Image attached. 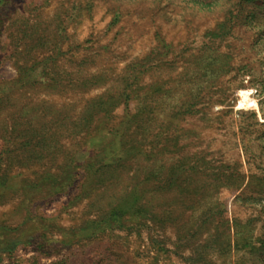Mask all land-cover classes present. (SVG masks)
I'll return each instance as SVG.
<instances>
[{
	"label": "rangeland",
	"instance_id": "rangeland-1",
	"mask_svg": "<svg viewBox=\"0 0 264 264\" xmlns=\"http://www.w3.org/2000/svg\"><path fill=\"white\" fill-rule=\"evenodd\" d=\"M67 53L69 208L18 79ZM3 76L0 264H264V0H0Z\"/></svg>",
	"mask_w": 264,
	"mask_h": 264
},
{
	"label": "crops",
	"instance_id": "crops-1",
	"mask_svg": "<svg viewBox=\"0 0 264 264\" xmlns=\"http://www.w3.org/2000/svg\"><path fill=\"white\" fill-rule=\"evenodd\" d=\"M70 61V62H69ZM51 62H53L51 65H49L46 62H42L39 65L36 64L34 67V73L31 72V74H20L19 75V86L20 90H22L23 86L26 88H30L32 84L38 87L36 90L37 94H41L42 97L36 98V99H30L28 97L27 101L22 104V106L25 108V111L27 112H38L42 113L40 115H35L33 117H26L28 119L29 123H36L40 125L37 126V129L35 131L36 136L38 138H35L36 145H39L40 148H42V152L40 155H42V159L44 160L46 156H50L48 160V163H52L54 166V163L51 160V157L57 154H62L63 161L58 164V169L56 167L52 168L49 167L46 169V171H43L49 178L51 177L52 185L64 188V190H61V195L67 196L66 200V206L69 208V205L73 207L74 205V196L70 197V192L75 188V171L73 168V160H74V150L70 152H65L62 147H49V144L44 142L46 138V135L55 136L60 135L62 133L61 138L66 139V137L69 135L67 132L61 131L59 133V130L52 131V129H55L53 126H51L52 129L48 127V125H58L62 126L64 124H68L70 121V118L67 115H59L55 114L58 113L59 110L68 112L69 109H73L74 107V92H75V76H74V57L71 56L69 58V54H62L58 57L57 63H54V60L51 59ZM53 65L55 69L53 70ZM30 73V72H29ZM39 87H41L39 89ZM27 88V89H28ZM11 90V82L9 78H5L4 76L0 79V94H2L3 97V108L5 106H9V102L4 104L5 102V96L7 97L10 94ZM69 97H71V100H69ZM60 98H63L60 100ZM53 113L55 115H53ZM69 120V121H68ZM9 121V118H4L3 122L6 123ZM40 131V132H39ZM42 131V132H41ZM49 132V133H48ZM65 133V134H64ZM73 134V133H72ZM82 134V133H80ZM73 136H75L73 134ZM70 159V162H69ZM46 160V161H47ZM42 161V160H41ZM69 164L72 165V167L69 170ZM60 165V167H59ZM53 169V170H51ZM61 169V173L63 176V173L66 171V174L61 176V178L58 180V175L55 173H58ZM50 170V171H49ZM56 170V172H54ZM44 174V175H45ZM70 178V179H69ZM70 180V181H69ZM43 190V197H49L50 195H53L54 193H58L59 191H50L46 190L45 186H42ZM4 215H0V219L5 220ZM30 218V217H29ZM5 250L0 251V253H4Z\"/></svg>",
	"mask_w": 264,
	"mask_h": 264
}]
</instances>
